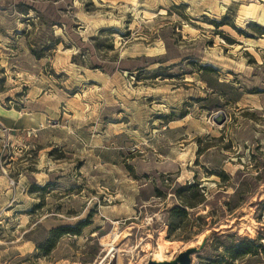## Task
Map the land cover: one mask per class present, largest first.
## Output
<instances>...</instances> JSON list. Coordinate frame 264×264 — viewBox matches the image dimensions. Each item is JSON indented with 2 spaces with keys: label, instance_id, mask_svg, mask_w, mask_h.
Masks as SVG:
<instances>
[{
  "label": "rangeland",
  "instance_id": "rangeland-1",
  "mask_svg": "<svg viewBox=\"0 0 264 264\" xmlns=\"http://www.w3.org/2000/svg\"><path fill=\"white\" fill-rule=\"evenodd\" d=\"M260 32L264 0H0V264H264L226 248L264 245Z\"/></svg>",
  "mask_w": 264,
  "mask_h": 264
},
{
  "label": "trees",
  "instance_id": "trees-1",
  "mask_svg": "<svg viewBox=\"0 0 264 264\" xmlns=\"http://www.w3.org/2000/svg\"><path fill=\"white\" fill-rule=\"evenodd\" d=\"M260 35H264V33L260 32ZM179 212L178 208H174L171 210V213L173 215L177 214ZM183 214H187V211L184 210L182 211ZM90 223L84 222L82 223L81 227L85 228L89 226ZM62 230H65V228H59L58 233L61 232ZM67 230V229H66ZM79 235V233H76ZM230 236V235H229ZM228 237L226 235H223V238ZM228 253L230 254V258L233 261H238L243 258H245L248 255H255L257 252L263 253L264 252V245L261 243L258 244L255 241L244 239V240H239V239H233L232 243L228 246H226ZM193 261V260H192ZM193 263V262H192Z\"/></svg>",
  "mask_w": 264,
  "mask_h": 264
},
{
  "label": "water",
  "instance_id": "water-1",
  "mask_svg": "<svg viewBox=\"0 0 264 264\" xmlns=\"http://www.w3.org/2000/svg\"><path fill=\"white\" fill-rule=\"evenodd\" d=\"M224 119L219 121L218 124H223ZM205 246V242L199 248H189L186 251L180 253L175 261L173 262H156V261H149L147 264H192V257L198 254Z\"/></svg>",
  "mask_w": 264,
  "mask_h": 264
},
{
  "label": "bare ground",
  "instance_id": "bare-ground-1",
  "mask_svg": "<svg viewBox=\"0 0 264 264\" xmlns=\"http://www.w3.org/2000/svg\"><path fill=\"white\" fill-rule=\"evenodd\" d=\"M117 236V235H116ZM123 236V238H124V235H122ZM122 236H119L118 235V238L119 237H122ZM117 239V238H116ZM120 239V238H119ZM202 242V241H201ZM109 246L111 247L110 248V254L109 253H107V254H109L108 256H105V257H103L102 259H101V261H100V263L99 264H103V263H105L106 262V259H108V257H110V255H111V253L116 249V245L112 242V243H110L109 244ZM169 249V247H167L166 245L164 246V245H162V246H160V248H159V252L155 255V257H153V260L154 261H156V262H163V261H165V253H166V250H168ZM169 252V251H168ZM113 255V254H112ZM169 256V255H168ZM171 257V256H170ZM168 258V257H167ZM170 260V259H169Z\"/></svg>",
  "mask_w": 264,
  "mask_h": 264
}]
</instances>
